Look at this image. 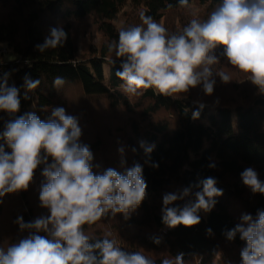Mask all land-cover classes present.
I'll return each instance as SVG.
<instances>
[{
	"label": "trees",
	"instance_id": "16d2710c",
	"mask_svg": "<svg viewBox=\"0 0 264 264\" xmlns=\"http://www.w3.org/2000/svg\"><path fill=\"white\" fill-rule=\"evenodd\" d=\"M219 3L221 0H188L185 6L179 0H0V79L9 73L7 84L19 89L20 99L15 114L0 111V132L6 122L26 113H35L47 121L52 110L62 106L63 93L69 87L77 89L88 103L104 102V112L118 113L119 118L111 122L116 126L109 125L107 135L118 134L119 145L129 155L124 160L129 168L137 163L143 167L147 194L127 216L105 214L103 218L113 225V234L108 238L116 240L123 251H143L156 264L178 254H183L184 264H241L240 251L245 241L239 233L229 241L226 233L242 222V215L251 214L255 219L258 211H264V195L249 190L240 175L251 167L264 182V94L252 83L245 90L227 83L220 94L213 92L202 99L194 96V88L173 96L160 95L151 88L128 94L115 75L122 58L110 52L108 44L118 40L120 29L114 21L126 6L140 9L139 18L144 13L161 23L167 14L190 5L206 8L209 13ZM89 18L94 20L103 42L90 57L78 59L71 24ZM52 23L63 28L67 39L61 46L41 53L36 45L50 34ZM211 54L219 61L213 65L226 63L223 47L217 46ZM56 76L64 78L59 88L53 86ZM25 77L40 83L28 90ZM200 104L204 105L202 109ZM197 110L199 118L193 119L192 113ZM92 121L88 118L87 123L80 124L84 131L79 143L87 145L93 155L101 154L103 140L96 134L92 138L88 131L94 125ZM141 142L145 147H155L146 154ZM0 145L10 152L2 139ZM44 167L40 164L33 178L42 177ZM208 177L215 178V186L223 194L213 198L216 203L210 212L197 213L200 223L174 228L164 224L160 201L163 195L190 187L189 196L168 205L182 207L195 200L194 193L202 190L200 181ZM27 190L15 192L16 204L8 211L10 221L0 232V243L5 248L34 231L22 230L17 223L19 217L24 223L36 219ZM6 202L7 194L0 197V221L7 212ZM87 235L92 238L90 242L105 236L100 232ZM156 239L158 244L154 243Z\"/></svg>",
	"mask_w": 264,
	"mask_h": 264
},
{
	"label": "clouds",
	"instance_id": "9594fccd",
	"mask_svg": "<svg viewBox=\"0 0 264 264\" xmlns=\"http://www.w3.org/2000/svg\"><path fill=\"white\" fill-rule=\"evenodd\" d=\"M179 3L185 6L188 0ZM140 19L145 27L121 28L118 40L108 44L109 51L122 58L115 75L123 82L125 93L137 94L151 88L160 95L173 96L202 85L205 95H211L216 83L214 75L224 83L232 80L229 73L213 72L211 68L219 62L211 53L221 46L228 64L246 74L264 94V0H221L206 20L192 18L181 31L171 34L144 13ZM66 39L63 28L55 27L36 48L43 53L61 46ZM9 75L5 73L0 79V111L15 114L20 107L19 89L7 84ZM24 83L26 89L32 90L40 81L25 77ZM63 84L62 76L53 78L54 87ZM203 107L199 105V109ZM192 117L199 118V110ZM80 136L77 119L66 114L63 107L54 108L47 121L35 113H26L6 122L0 139L10 152L0 145V197L27 190L35 170L43 163L45 181L39 201L49 215L29 223L19 217L17 223L22 230L34 231L6 248L0 247V264H156L143 251H123L116 240L108 238L110 234L90 242L92 238L84 226L95 224L109 212L127 216L135 211L146 197L147 183L138 163L123 173L114 168L95 173L93 154L87 145L79 143ZM141 147L149 154L155 146L145 147L141 142ZM118 151L123 154L124 149ZM240 175L253 193L264 195V182L253 168H246ZM216 183L212 177L200 181L202 190L194 193V201L182 207L168 205L189 196L190 187L164 194L162 222L169 228L199 224L197 213L210 212L216 203L213 198L223 194ZM241 221L226 233V238L231 241L239 233L245 241L240 251L241 264H264V211H258L255 219L244 214ZM207 232L211 233V229ZM160 264H184L183 254L166 256Z\"/></svg>",
	"mask_w": 264,
	"mask_h": 264
},
{
	"label": "rangeland",
	"instance_id": "374dc122",
	"mask_svg": "<svg viewBox=\"0 0 264 264\" xmlns=\"http://www.w3.org/2000/svg\"><path fill=\"white\" fill-rule=\"evenodd\" d=\"M140 9H135L133 6H126L117 16L116 20L114 21L115 25L121 28H127L130 26H142L145 27L138 17ZM206 8L200 7L196 4L190 5L188 7L182 8L177 10L176 12L167 14L162 24L168 32L176 33L183 29L192 18H199L201 20H206L208 15ZM56 23H52L49 25V30L54 28ZM71 31L72 36L75 39L77 49H78V59H86L90 57L97 49L100 47V44L103 42V39L100 33L97 31V27L93 19H84L79 22H74L71 24ZM1 53H5L4 47L1 50ZM213 72L217 71H225L230 74L231 81L227 83H232L239 87L240 89H247L249 88L250 81L248 80V76L244 73L237 71L236 69L232 68L228 61L223 65H213L212 67ZM216 80L214 91L216 92L215 95L221 93L222 88H225L227 83H224L220 80L218 76L213 77ZM195 93L194 96L200 99L209 97L210 95H205L202 90V85L197 86L194 88ZM205 96V97H203ZM63 107L66 111V114L74 116L78 121V126L82 123H87L88 118L94 119L93 126L91 129H88L90 132V136L96 134L103 140V145L105 148L103 149V153L93 155V160L91 161L93 165V171L95 173H102L107 166L112 167L116 170L125 171L126 168H129L126 165V158H129L128 152L125 150L124 147L120 146L119 144V136L118 134H112L111 136L107 135L108 126L112 125L113 118H119V114L114 115L112 111L106 110V104L104 102L96 100L95 102L88 103L85 99L82 98L80 92L73 88L69 87L63 93ZM84 117V118H83ZM91 122V125H92ZM112 126H116L114 123ZM81 129V128H80ZM84 130L81 129V132ZM123 148L124 152L121 154L118 149ZM123 161V165H122ZM45 181V178L38 177L33 178L31 181L27 193L29 196V201L34 208L35 217L47 216L49 215V211L46 208L40 206L39 201V191L41 184ZM249 190H251L249 188ZM162 201V198L160 199ZM6 214L4 218L0 221V232L4 231L5 225L10 221L9 217V210L16 204V193H7V202H6ZM113 225L107 219L102 218L100 221H97L95 224L92 225H85L84 230L86 234H93V233H104L105 235L113 234ZM0 247H3V244L0 243ZM148 252L146 251V254ZM154 255V254H153ZM151 255V256H153Z\"/></svg>",
	"mask_w": 264,
	"mask_h": 264
}]
</instances>
